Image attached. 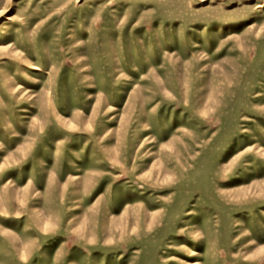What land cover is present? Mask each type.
Masks as SVG:
<instances>
[{"label": "rangeland", "instance_id": "obj_1", "mask_svg": "<svg viewBox=\"0 0 264 264\" xmlns=\"http://www.w3.org/2000/svg\"><path fill=\"white\" fill-rule=\"evenodd\" d=\"M0 264H264V0H0Z\"/></svg>", "mask_w": 264, "mask_h": 264}]
</instances>
